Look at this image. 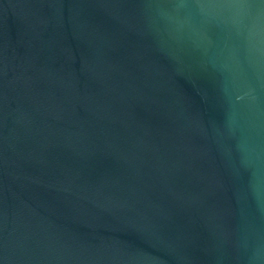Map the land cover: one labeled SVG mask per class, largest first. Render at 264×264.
I'll return each instance as SVG.
<instances>
[{
  "label": "water",
  "instance_id": "1",
  "mask_svg": "<svg viewBox=\"0 0 264 264\" xmlns=\"http://www.w3.org/2000/svg\"><path fill=\"white\" fill-rule=\"evenodd\" d=\"M0 264H264V0H0Z\"/></svg>",
  "mask_w": 264,
  "mask_h": 264
}]
</instances>
